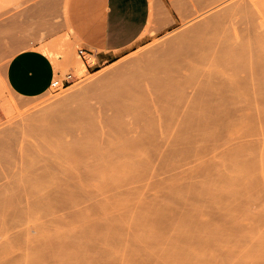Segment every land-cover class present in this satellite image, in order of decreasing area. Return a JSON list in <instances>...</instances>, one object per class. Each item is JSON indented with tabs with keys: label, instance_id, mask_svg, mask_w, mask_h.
<instances>
[{
	"label": "bare ground",
	"instance_id": "bare-ground-1",
	"mask_svg": "<svg viewBox=\"0 0 264 264\" xmlns=\"http://www.w3.org/2000/svg\"><path fill=\"white\" fill-rule=\"evenodd\" d=\"M150 2L152 11L153 0H150ZM262 9L264 11V0ZM184 33L185 34L181 36V39L179 37V44L174 46L176 49L173 47L176 51L175 53V51L172 50L173 55L175 53L174 56L171 55L172 57L169 58V55H167L168 59H164V53L169 49L167 48L164 49V53L160 52V55H157L158 57L154 56V58L144 62L143 67L132 72H127L125 74H122L121 72V74L118 75H116L117 73H114L115 77L112 76L110 80H108L107 75H102L93 80L94 82L85 89H73V91L65 95L66 98H64V100L66 101L78 99L76 106L71 107L67 105L60 108H54L45 113L43 117L51 122L59 119L66 120L68 115H74L79 118V122L82 125L93 130L97 135L100 133H113L118 138H121L123 142L122 146L107 145V147L99 144L96 147V150L100 151L103 147H106V149L111 147L109 149L111 152L107 149L105 154H101L106 155L108 152L109 154L107 153V158H110V160L111 157L114 159V157L117 156L115 160H121L122 162L125 161V167L123 166L124 171L129 170L130 173L136 171L139 172L131 175L128 172L129 174H126L120 179L109 178L106 182H103L104 180L101 181L100 179L102 183H105L103 185L99 183L102 185L100 187L102 192L119 194L128 190V188L133 185L139 184L140 187H144L148 184H155L157 183V178H159L160 173L155 172L157 171V166H154L156 167L155 170H153V167L152 172H148L150 171V168L148 167L152 165H163L170 161L175 163L173 158L174 156L177 157L176 155L182 156L183 154H186L184 158H187L192 153L199 152L197 161H193L197 164L198 162L205 160V157L207 158L209 155L214 154L211 159L202 163L201 166L192 173H188V171L195 166L192 162H190V166L185 170H179V168L174 169L172 167H168L167 169V166L169 165L166 164L167 166L165 170H167H163V172L165 171L164 174L167 172L169 173L168 183L172 184L164 187L165 189L162 194L157 197L155 196L151 197L149 200H142L131 208H126L123 212L115 215V217L134 216L139 219V221L148 220L152 228L154 227L156 230L160 231V233L155 236L150 232H147L144 235L138 234L132 241L121 247L123 250L120 248L118 249L119 251L117 250L118 252L116 251L117 256L120 255L124 257L125 254H128L127 258L131 257L132 259V257L135 258L134 256H131L133 252L139 250V258L135 259L137 264H159L158 262L160 259H158V262L154 259L157 256V253L161 256L163 254V257L159 256L161 259L165 257L162 260L163 262L165 259H169L167 258L169 255L171 257V255L174 256L176 252L184 253L182 250L173 251L172 246L174 245L172 243H176L181 239H189L188 242H192L195 246V243L193 242L196 241V237H198L197 242L202 243V245L200 244L201 246L205 245L204 248L206 247L205 249L209 251H206V253L213 255L210 250L212 251V249H214V253H216L214 256L223 255L224 252L236 249L231 246V249L225 247L226 242L225 244L223 243L227 238H230L231 241L235 239L233 241L238 246H246L250 241H256L251 240L255 237H253L249 231H251V229L253 230L254 226H256L257 222H255V220L258 221V219L261 220V218L264 217V185H262V182L259 183L257 175L254 176L252 181L229 187L224 190L225 192L217 191L212 195H206L210 193L208 190H204L200 194L195 195L194 200L188 203L177 200L169 205L164 201L174 189L181 188L192 191L197 185L202 184L212 173L213 166L211 162L215 161L217 157H224V159L245 164L251 160L254 155L264 151V19L263 23H260V29H256L250 21L245 0H228V2L224 4L215 6L213 10L207 12L200 21H193ZM251 33L255 34V38L258 41L255 64L247 61L248 55L244 54L241 49L245 37ZM45 50L46 51H43L52 58L54 63H56L57 60L53 49L45 48ZM168 52L169 51H167L166 54H168ZM77 63L80 64L79 61ZM218 63L221 65L219 66ZM78 64L76 65L77 71L79 70L78 72L82 73L84 70L83 65H79V67ZM213 65H217V67H213ZM138 138L151 143V145L148 143L150 145V152H152L151 149L153 150L154 146L155 151L149 153L150 155L148 154L146 156V158H149H145L146 161L143 160L144 162H142V159L138 161V158L134 159L131 157L134 156L132 150H130L132 146L128 144L125 145L124 143V141L127 143L128 140ZM18 141V139L14 140V138L11 141L14 156L17 158H27L29 155V152L27 151L28 149H24ZM1 142L3 143L5 141L2 140ZM212 144L213 149L209 151V146ZM119 147L121 148L119 149ZM50 148L53 149L52 151L55 153L59 154L71 153L70 157L77 155L82 156L83 154L86 156L89 154L88 151L91 153L88 156H93L92 153L95 151L93 146V152L90 148H86L87 150L89 149L88 151H85L84 148H78V146L74 142H71V140L55 145V147L50 146ZM117 148L119 149L118 151ZM112 152L118 155L114 153L113 155ZM180 153L182 155H180ZM110 154H112V156ZM9 157L12 159L11 156ZM93 157H95V155ZM129 157H131V159ZM10 158H8L9 161L11 160ZM128 158L130 160L134 159L135 162L132 163ZM95 160L97 167H100L102 164L99 166L98 163H100V161L97 162L98 157ZM32 163H34V161ZM107 164L111 165L110 161ZM91 166L92 167L89 168H93V165ZM137 166L142 167L139 168ZM146 167L148 168V171H145ZM105 168L108 169L104 166L103 168H99V171L103 172V174L101 173L103 176L100 175L103 178L104 172L107 174ZM102 169H104V171ZM245 170L250 171L251 169ZM33 171L39 177L48 178L50 175V178L52 176L50 174L52 170L47 165L36 164ZM177 171L178 173H176ZM1 172L0 204L8 203V205H10V200L11 202L16 201L15 198L12 200V197L14 196L17 201L12 204L16 205L17 203L19 206H22L21 204H23V206L30 207L32 205H38L41 201H44L47 206L54 207L60 206L58 205L60 203L62 205L69 204L71 208L69 206L67 207L70 208L71 214L75 213L80 205L79 196H81L82 192L86 190V178L93 177L92 179H95L96 177V175L93 176L92 174L86 175L85 166L80 170L81 180H83V182L81 181L79 184H74L69 181L68 177L62 178L59 181H56L53 177L54 182L53 179L50 180L48 178L47 182L51 181L49 185L46 183V180H44L45 182H42L45 183L47 187L41 185L42 183L39 180L41 187L44 186L43 188L45 192L43 191V193H39L43 189L39 186V188L37 187L38 191L36 188L30 192L28 191L29 193L25 190L26 194L21 190L23 192H20V195L17 197L12 194H10L12 196H6L7 194L3 195V192L9 189L8 184L10 182L8 179L9 176L4 171ZM146 172L152 174H147ZM173 174L174 177L172 176ZM251 174H253V171H251ZM98 176L99 175L97 174V177ZM31 186L36 187V184ZM23 188L25 189V187ZM39 189L41 190L39 191ZM22 193L24 195H22ZM227 194L230 196L228 197ZM70 195L75 198L73 202V197H71V201L73 202L71 204L69 202ZM226 198L227 200L229 199V201H227L228 204L223 203L224 201L226 202ZM195 205L196 209L194 207L192 208V206ZM222 205H229L230 208L229 206L223 207ZM186 207L189 208L187 209ZM224 209L226 212H230H228L230 216H227V213L223 211ZM239 209L243 210V213L242 211H240V213L238 212L239 214H237V216L239 217L240 215L239 218L242 219L239 220L237 217V221L239 220L242 222L238 221L236 223L234 222L232 215L235 211H239ZM160 213H164L165 216L157 218ZM226 217H228V219ZM177 218L179 221L182 220V223L184 222L182 228L186 225L189 226V233L188 231L178 228L171 230L172 228L169 225L172 222H175V220L178 221ZM229 219L232 220L228 221ZM243 219H246L249 223H251L250 220L254 221L255 225H253L254 223L252 222L253 224L250 225L251 227L243 225L242 228H239V226H242L244 223ZM215 220H218L220 223ZM84 221L85 220L80 219L78 221V224H80L78 227L74 226V228L76 227L75 229L72 228V225L71 230L68 232L69 236L73 234L85 237L86 233H88L87 231L96 230L100 227L99 220H95L88 224ZM214 221L219 225L221 230L223 228L225 230L223 229L220 233L217 232V230L219 231V227ZM246 221L245 223H247ZM258 223H260L259 225L264 224H262L261 221ZM212 225L215 227H212ZM232 227L235 229L238 227L236 229L238 232L234 231L235 229H232ZM243 228L244 233L240 232ZM248 228H250V230ZM245 230L248 231L249 235ZM225 231L228 234L225 233L223 235ZM201 232L202 234L200 235L199 233ZM214 232L216 234L219 233L217 234V237L216 234L212 235ZM235 232L239 236L237 235L234 238V235L232 236L231 234H235ZM203 234L207 235L205 236ZM212 236H214V238L216 237L215 239H217V241H221L220 244L222 245H218L217 248V244H213L214 238ZM246 236L249 237L247 238ZM186 237L189 238L187 239ZM164 238L166 241L168 240L166 242L167 244L169 243L168 245H166ZM162 240H164V243L161 242ZM47 241L53 243L54 240L49 239ZM143 242L146 243L143 244ZM147 242L148 244L150 243L148 249H155V253L157 252L156 254L154 251H150L151 249L148 250L147 247L144 246ZM151 242L153 244L161 242L164 245V249L160 248H163V246L153 248L156 245L154 244L153 246ZM165 245L167 247L170 245L171 249L168 250ZM204 248H202V250H205ZM224 249H226V251ZM120 250L122 253H120ZM147 250L150 252L148 253ZM131 251L132 254H129L128 252L131 253ZM109 252L106 251L102 255H107L108 257L110 255L114 257L116 256V254H111L116 252ZM203 254H205V252H203ZM99 255H101V253ZM105 257L100 256L98 259ZM123 257L122 259L124 260ZM175 257H172V259L175 260L173 263H171V261L167 263L166 260L165 263H177V260L180 259H177L178 257L175 259ZM127 258L125 257V259ZM122 259H118L117 257V262L120 260L119 262L122 263ZM102 260L104 261L106 259ZM111 260L112 259H110V261ZM127 260H124L125 262H123L126 264ZM110 261L109 264H113L115 259L114 261ZM133 261L134 259H132V262ZM136 261L132 264H136ZM179 262L180 264L183 263H181V261Z\"/></svg>",
	"mask_w": 264,
	"mask_h": 264
},
{
	"label": "rangeland",
	"instance_id": "rangeland-1",
	"mask_svg": "<svg viewBox=\"0 0 264 264\" xmlns=\"http://www.w3.org/2000/svg\"><path fill=\"white\" fill-rule=\"evenodd\" d=\"M41 1L42 0H0V172L4 171L9 176L8 179L10 182L9 183L10 185L8 184L9 189L3 192V195L7 194L6 196H9L10 194H12L18 197L20 195V192L24 191L25 193L26 192L25 190H27V193H29L31 190H35V188L37 189V187L39 188V186L40 188H43L44 186H46L45 183H42L45 182L44 180H46V183L49 185V183L51 182L50 180L53 179L54 182V178L56 181H59L62 178L68 177L69 181L73 182L74 184H79L81 181L83 182V180H81L80 170L85 166H86V175L92 174L93 176L96 175V177L95 179H92L93 177L86 178V190L82 192L81 196H79L80 205L77 208L76 212L73 214L70 213L71 206L68 203H67L68 205L66 204L62 205L60 203L58 204L60 206L57 205L58 207H54V206H47L44 201H41L38 205H32L30 207H27L25 205L23 206V204H21L22 206H19V204L17 205V203L16 205L12 204L17 201L16 197L14 196L12 197L13 198L12 200H14L15 198L16 201L11 202L10 200L9 201L10 205H8V203L7 204L1 203L0 204V264H63V263L64 264H101V263L109 264L110 259H112L111 261H114L115 259L114 263L112 262L113 264L116 263L125 264L124 260L128 259L126 263L128 264L130 263L131 257H129L130 259L127 258L128 254L127 255L125 254L126 256L124 255V257L120 255L117 256V252L119 251L118 249H120L126 243L132 241L138 234L144 235L147 232H150L152 235L155 236L158 233H160V231L156 230V228L154 227L152 228L148 220L139 221V219H137L134 216L115 217V215L123 212L126 208L127 209L131 208L133 205L137 204L142 200H149L151 197H155V196L157 197L158 195L162 194V192L165 189L164 187L170 186L172 184V183L171 184L168 183L169 173L167 172L164 174V172L168 169V167H172L174 169L179 168V170H185L190 166V162H192L195 166H193L188 171V173H192L194 172V170L198 169L202 163L211 159L214 154L209 155V157L207 158L205 157V160L198 162L196 164L193 161H197V156L199 155V152H194L187 158H184L186 154L182 155L180 153V155L182 156L179 155H176L177 157L174 156L173 159L175 160V163L172 161L166 163L169 166H167L166 164L159 166L152 165L148 167L150 168L149 169L150 171L147 170L148 169L147 167L146 170L144 169L145 171L152 172L153 167L157 166V171L155 172L160 173L159 178H157V183L148 184L147 186L144 187H140L139 184L136 183L138 185H133L130 188H128V190L119 194L102 192L100 190V187L103 184H105L101 182L102 180H104L103 182H106V180L109 178L120 179L121 177H124L126 174H129L130 171L129 170L124 171L123 166L126 164L124 159H123L124 162L117 159L115 160L117 156H115L114 159H112L113 157L111 156L114 153L112 152V154H110L111 155L110 156L111 160H110V158H107V155L109 154L108 152H107L108 154L106 153V155H104L105 151H107L108 148L106 149V147H103L104 149L102 148L100 149V151H97L96 147L99 144H102L104 146L107 145L122 146L123 142L121 138H118L113 133L110 134L100 133L97 135L95 134V132H93V130L82 125L79 122L80 121L79 118L74 115H68L66 120L59 119V120H53L51 122L47 121L46 118L43 117L45 113L51 111L54 108H60L67 105L71 107L76 106L78 103V99H72L66 101L64 100V98H66L65 95L73 91V89L74 90L85 89L87 86H90L94 82L93 80H95L96 78L102 75H107L108 80H110L112 76L115 77L114 73H117L116 75H118L121 74V72L122 74H125L127 72H132L138 68L143 67L144 62L154 58V56L158 57L160 55V52L164 53L165 51L164 49L167 48H169L170 50L167 49V51H169L168 54H166L167 51H165L164 53L165 57L163 56L164 59L165 58L168 59L167 55H169V58L174 56L176 53L175 51L176 47L174 46L179 44L180 42L179 40L182 38L181 36L185 34L184 32H186L189 25L193 21L196 20L200 21L201 18L207 12L213 10V8L217 5H221L228 2V0H203V1L153 0L150 18L148 20L146 29L142 34V37L132 46L127 48L125 51H123L117 60L107 64L106 66H103L100 70L95 72H88L87 70H83L82 73L81 72L78 73V79L71 83H65V84L62 83V79L65 77V74L67 73V67L66 65H63V63L65 62L68 63L70 61H73L72 59L78 57V53H77V50L79 48L78 45L76 43H70L65 34L62 36H56L55 38L52 39L48 38L45 42H43V44H41L40 48L43 49L44 51H46L45 48H51L55 52V56L57 60V62L55 63L56 68L58 71L61 72V75H57L56 77V79L59 80V84L57 86H51L47 91H45L44 93L38 96H33V97L19 96L16 95L14 92H12L6 84L5 75H4L5 65L9 60V58L14 53H16L19 49L23 47L31 45V41H34L35 37L29 34L26 28H23L22 30L19 29V25H18L19 14L21 12H24L27 6H30L36 2H41ZM67 1L68 0H54L52 13H55L54 14L55 17L56 16L61 17L62 14H65ZM245 4L248 10L250 21L253 24V27L259 30L260 23H263V19H264V11L262 9L263 0H245ZM48 7H49L48 11L46 9V11L43 12L42 14L41 12L36 13L35 17L38 18V20H41L40 17H44L42 18L43 22L41 28L49 32L51 30L52 24L48 22V19L51 16L50 5ZM4 18L7 20L6 31H4ZM32 23H34L33 20ZM48 34L50 35V33ZM257 48H258V41L255 38V34L254 33L248 34L244 39V44L242 45L241 49L244 54L248 55L247 61H250L252 64H255V55L257 53ZM172 50L175 51L174 55ZM58 57L62 58V61L60 59L58 60ZM218 65L220 66L221 64L218 63ZM214 66L215 65H213V67ZM215 67H217V65ZM13 138L14 140L18 139L19 140L18 142L21 143L24 149H28L27 151L29 152V155L27 158H17L14 156L13 154L14 151L12 150V145H11V141ZM2 140L5 141L6 143L5 142L2 143L1 142ZM69 140H71V142H74L78 146V148H84L85 151L87 150L86 148H90L91 150L93 146L94 147L93 149L95 151L92 154L93 156L95 155V157L88 156L89 154H91L88 151L89 149L87 150L89 154H87L86 156H84L83 154L82 156L77 155L74 157H70L71 153L59 154V153H55L54 151H52L53 149L50 148V146L55 147V145L61 144ZM124 143L125 145L128 144L132 146L130 150H132L134 156H131V154L130 156L133 157L134 159L138 158V161L141 159L142 162L146 161V159L149 158V157L146 158V156L149 153L155 151L154 146L152 145L153 150L151 149L152 152H150L151 143L147 142L146 140H141L139 138L128 140L127 143L126 141H124ZM212 146L213 144L209 146V151L213 149ZM113 148L116 149L115 147ZM120 148L121 147H119V149ZM93 149L91 150L92 152ZM119 149L117 148V151ZM109 152L111 151L109 150ZM9 156H11L12 159ZM97 157H98L97 162L100 161V163H98L99 166L100 164H102L100 166L101 168H103V166L108 168V169L105 168L107 170V174L104 172V178L102 177L103 172L99 171L100 167H97L95 160L97 159ZM131 157L129 158L131 159ZM8 158H10L11 160L9 161ZM103 158H104V162H103ZM134 159L130 161L133 163L135 162ZM33 161L34 163H32ZM109 161L111 165L107 164L109 163ZM36 164L47 165L51 168L52 171L50 174L52 175L51 176L52 178L51 177L49 178L50 175L48 176L50 182H47L48 178L46 176H45L46 178H44V177H39L35 174L33 170ZM211 164L213 166V171L208 178H206L204 181L201 180L203 181L202 184L197 185V187L192 191L181 188L174 189L172 193L169 195V197H167V199H164V201L169 205L173 204L177 200L188 203L194 200L195 195L200 194L204 190H208L210 193L206 195H212L217 191L225 192L224 190H226L229 187H233L235 185L244 184L252 181L255 175L258 176L257 180H259V183L262 182L263 183L262 185H264V151H261L258 154L254 155V157L251 158V160H249L245 164H242L240 162L236 163L233 162L232 160L224 159V157H217L215 161L211 162ZM91 165H93V168H89L92 167ZM166 166L167 169L165 170ZM137 167L140 168L142 166H137ZM155 168L156 167H154L153 170H155ZM245 169H251V170L246 171ZM102 170L104 171V169ZM163 170L165 171L163 172ZM178 171L176 173H178ZM251 171H253V174H251ZM133 173H130V175ZM97 174L99 175L98 177ZM147 174H152V173H147ZM172 176L174 177V174ZM39 180L42 184L39 183ZM215 180H219V181H215ZM99 183H101L102 185ZM35 184L36 187L31 186ZM40 184L44 186L41 187ZM23 187H25V189ZM40 190L41 189H39V191ZM43 191L44 188L39 193H43ZM22 195L24 194L22 193ZM229 196L230 195H228V197ZM71 197L73 196L70 195L69 197L70 204L73 203L75 200V198L73 197L72 198L73 202H72ZM227 201H229V199L227 200L226 198V202L224 201L223 203L228 204ZM67 206H69L70 208ZM228 206L226 205L223 207H228ZM193 207L195 208L196 205L192 206V208ZM186 208L188 209L189 207ZM225 209L223 211L226 212ZM240 211H242L243 213V210L240 209L239 211L238 210L235 211V213L233 212L234 213L233 215L231 213V215L234 218L233 220L236 223L240 219H242L239 218L240 215L239 217L237 216V214H239ZM228 212H226L227 216H230L229 214L230 212L229 213ZM164 216H165L164 213H160L157 216V218H161ZM237 217L239 218L238 221H237ZM226 218L228 219V217ZM262 218L261 220L258 219V221L255 220V222H257L256 226H254L253 230L251 229V231H249L252 234V236L255 237L252 238L251 240H256V241H250L246 246H244L243 243H242L243 246H238L233 241L235 239L231 241L230 238H227L226 241H224V243L222 242L223 244H225L226 242L225 247L230 248L231 246L232 248H236V249L232 250L230 248L231 251L224 252L223 255L214 256L216 255V253H214L215 250L212 249L213 251L212 253V251L208 249L213 255H210V253H206L207 250L205 249L206 247L204 248L205 245L201 246L202 243L197 242L198 237H196L197 238L196 241L193 242L195 243V246L194 244H192V242L189 243L188 242L189 237H186L188 240L181 239L180 241L176 242L177 244L172 243L174 246H172L171 244L173 251L182 250L184 251V253L176 252L174 255L173 254L174 252L170 250L173 252L171 254H173L174 256L171 255L170 257L169 255V257L167 256V258L171 260L169 259H168L169 261L167 259L165 260L167 261V263L170 261L171 263H173V261L175 260H173L172 257L174 258L176 256L175 259L177 257H178L177 259H180L177 260L178 264H180L179 261H181V263L183 262L182 264H264V224H263L264 219ZM80 219L85 220L86 224L93 222L95 220H99L100 227L96 230L87 231L88 233H86L85 237H80L73 234L69 236L68 232L71 230L72 225H73L72 227L73 229L78 227L80 224V223L78 224V221ZM246 219L245 220L243 219L244 223L242 224V226L239 225L237 226H239V228H242L243 225L247 227L248 226L251 227L250 225L253 224L254 221L250 220L251 223H249L247 222L248 219L247 221ZM231 220L229 219L228 221ZM76 221H77L76 223L77 225L75 224ZM181 221H179L178 219V221L175 220V222H172L169 225L172 228L171 230H173L174 228H178L188 231L189 233L190 232L189 226L186 225L183 226L184 228H182L184 222L182 223ZM215 221L218 222V220ZM245 221L248 224L245 223ZM260 221L263 225H259L260 223L258 222ZM253 225H255V223ZM74 226L76 227L74 228ZM212 227L215 226L212 225ZM237 228L238 227H236V229ZM244 228L240 232L244 233ZM232 229L235 228L232 227ZM236 229L234 231H236ZM248 229L250 230V228ZM222 230L219 227V231L217 230V232L220 233V231ZM215 232L212 233V235L213 234L215 235L216 234ZM236 232L235 234H231L232 236L234 235L233 236L234 238L238 235L236 234ZM225 233L226 231L223 233V235ZM199 234L201 235L202 232ZM167 235L169 237L168 233ZM212 237L214 238V236ZM246 237L248 238L249 236ZM215 238L213 240V244L216 243L218 248V245L221 246L222 244H220L221 241H217V239ZM49 239H53L54 240L53 243L48 242L47 240ZM166 239H165V243L168 241V240L166 241ZM163 241L164 240H162L161 242L164 243ZM148 242L146 245H144L145 247H147V249H148V245L150 244V243L148 244ZM161 242L154 243L156 246H154V244L151 242L154 246L152 247L157 248V246H163V248L162 247L160 248L164 249V245ZM145 243L143 242V244ZM168 244L166 243V245ZM166 245L165 247H167ZM168 247H170V245ZM168 247H167L168 250L171 249V247L170 248ZM202 248H204L205 250H202ZM150 249L148 250L154 251L155 253V249L154 250H152V248ZM121 250L123 249L121 248ZM121 250L120 253H122ZM160 250L159 252L161 253L162 250L161 251ZM224 250L226 251V249ZM106 251L108 252L117 251L116 253L109 252L111 254H116L115 256L116 258L112 255H110L109 257L107 255H105L106 257L102 255ZM132 251L131 253L130 252L128 253L132 254ZM150 251H148V253ZM203 252H205V254H203ZM100 253L101 255H99ZM139 255H140L139 250H136L133 252L131 256H134L135 258L132 257V259L136 261L135 259L139 258ZM100 256H103L105 258L98 259ZM157 256L155 258L153 257L155 261L157 260L158 262V259H160L161 262L159 260L158 262L159 264L160 263L167 264L165 263L166 262L165 260L164 262L162 261L165 257L163 259L159 258V256L163 257V254L161 256L160 254L158 255L157 253ZM117 257L118 259H122V257L124 258V260L122 259V263L119 262L120 260L117 262ZM125 257L127 259H125ZM102 259H106V260L103 261ZM132 259L130 264L134 262V261L132 262ZM99 260L101 263L99 262ZM135 263L137 264V261ZM177 263L174 262V264Z\"/></svg>",
	"mask_w": 264,
	"mask_h": 264
},
{
	"label": "crops",
	"instance_id": "crops-1",
	"mask_svg": "<svg viewBox=\"0 0 264 264\" xmlns=\"http://www.w3.org/2000/svg\"><path fill=\"white\" fill-rule=\"evenodd\" d=\"M53 4L54 0H42L27 6L19 14V29L26 28L35 39L31 45L14 53L5 65L6 84L16 95L38 96L51 87L57 75H61L52 58L40 48L48 38L65 34L70 43H76L78 50L82 49V53L77 50L78 57L73 61L63 63L67 73L62 81L71 83L78 79V61V66L83 65L84 70L95 72L117 60L142 37L151 13L150 0H68L66 12L61 17L52 13ZM49 5L48 22L52 25L48 32L41 28L44 17L38 20L35 16L48 11Z\"/></svg>",
	"mask_w": 264,
	"mask_h": 264
},
{
	"label": "built area",
	"instance_id": "built-area-1",
	"mask_svg": "<svg viewBox=\"0 0 264 264\" xmlns=\"http://www.w3.org/2000/svg\"><path fill=\"white\" fill-rule=\"evenodd\" d=\"M80 53H82V49H79L78 50ZM62 83L64 84V82L62 81ZM59 84V80L57 79H54L53 82H52V85L51 86H57Z\"/></svg>",
	"mask_w": 264,
	"mask_h": 264
}]
</instances>
